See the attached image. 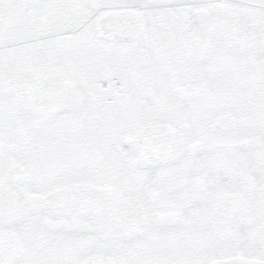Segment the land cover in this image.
<instances>
[{"label":"snow or ice","instance_id":"snow-or-ice-1","mask_svg":"<svg viewBox=\"0 0 264 264\" xmlns=\"http://www.w3.org/2000/svg\"><path fill=\"white\" fill-rule=\"evenodd\" d=\"M0 264H264V0H0Z\"/></svg>","mask_w":264,"mask_h":264}]
</instances>
